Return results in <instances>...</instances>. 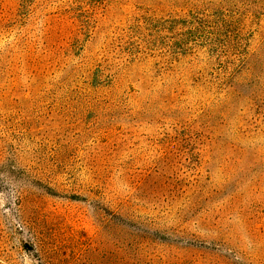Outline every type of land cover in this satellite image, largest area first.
<instances>
[{
	"label": "rangeland",
	"instance_id": "rangeland-1",
	"mask_svg": "<svg viewBox=\"0 0 264 264\" xmlns=\"http://www.w3.org/2000/svg\"><path fill=\"white\" fill-rule=\"evenodd\" d=\"M0 264H264V0H0Z\"/></svg>",
	"mask_w": 264,
	"mask_h": 264
}]
</instances>
